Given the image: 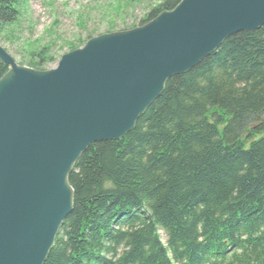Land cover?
<instances>
[{
    "label": "trees",
    "instance_id": "1",
    "mask_svg": "<svg viewBox=\"0 0 264 264\" xmlns=\"http://www.w3.org/2000/svg\"><path fill=\"white\" fill-rule=\"evenodd\" d=\"M179 1L160 0L138 25ZM19 5L0 0V30ZM37 55L30 66L46 69L51 57ZM68 182L72 210L43 264H264V26L167 79L133 129L89 145Z\"/></svg>",
    "mask_w": 264,
    "mask_h": 264
},
{
    "label": "water",
    "instance_id": "2",
    "mask_svg": "<svg viewBox=\"0 0 264 264\" xmlns=\"http://www.w3.org/2000/svg\"><path fill=\"white\" fill-rule=\"evenodd\" d=\"M264 26V0H180L99 34L38 70L0 46V264H43L71 212L68 175L92 143L122 138L164 89L228 36Z\"/></svg>",
    "mask_w": 264,
    "mask_h": 264
},
{
    "label": "rangeland",
    "instance_id": "3",
    "mask_svg": "<svg viewBox=\"0 0 264 264\" xmlns=\"http://www.w3.org/2000/svg\"><path fill=\"white\" fill-rule=\"evenodd\" d=\"M160 0H19L17 22L0 30V46L20 65L35 56H60L81 47L90 37L138 26L146 11ZM31 67V66H30Z\"/></svg>",
    "mask_w": 264,
    "mask_h": 264
}]
</instances>
